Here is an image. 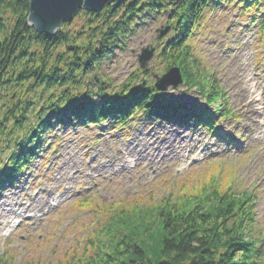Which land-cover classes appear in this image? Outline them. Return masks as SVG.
Masks as SVG:
<instances>
[{
  "label": "rangeland",
  "instance_id": "1",
  "mask_svg": "<svg viewBox=\"0 0 264 264\" xmlns=\"http://www.w3.org/2000/svg\"><path fill=\"white\" fill-rule=\"evenodd\" d=\"M167 20V12L140 19L137 31L121 39L120 47L102 61L97 76L116 84L132 76L138 77V84L144 75L156 81L154 75L162 76L166 67L157 49L172 31L159 41L156 37ZM261 34L251 15L224 6L207 12L200 30L191 38L193 54L213 74L225 95L209 105L203 95L186 85L171 86L167 92L188 103L198 102L212 114L227 103L233 113L224 118L216 115L213 132L196 124L132 120L129 131L119 124L115 128L104 123L55 127L47 134L44 151L17 182L6 185L0 193L3 262L23 264L42 255L59 261L78 243L80 250L87 233L93 227L97 231L99 219L105 215L113 225L123 219L125 226L129 218L122 215L140 216L143 212L133 232L150 248L163 234L160 218L166 212L160 214L164 199L203 197L211 189L237 195L253 193L251 218L255 225L247 234L264 238V140L256 131L257 123L264 125V118L255 121L264 108ZM149 44L156 52L147 65L150 71L142 73L138 56ZM238 69L241 82L232 78ZM56 139L57 146L51 148ZM82 200L86 205L80 206ZM100 236L101 243L109 245L111 236L106 231Z\"/></svg>",
  "mask_w": 264,
  "mask_h": 264
},
{
  "label": "trees",
  "instance_id": "2",
  "mask_svg": "<svg viewBox=\"0 0 264 264\" xmlns=\"http://www.w3.org/2000/svg\"><path fill=\"white\" fill-rule=\"evenodd\" d=\"M224 6L252 15L264 39V0H130L114 12L110 5L100 13L82 10L51 38L29 25V0H0V193L44 151L46 135L55 127L107 122L125 128L134 119L149 124L199 123L214 131L213 115L197 103L186 105L158 91L149 75L138 84L137 76L116 84L96 71L121 39L137 31L140 19L167 12L173 31L157 49L166 63L164 73L177 65L183 84L197 88L209 103L224 97L191 45L206 13ZM218 114L224 117L232 110L224 106ZM58 142L52 141L51 148ZM253 198L247 191L237 195L211 189L203 197L164 200L160 215L166 213L159 217L163 234L150 248L133 232L143 212L122 215L129 218V226H123L121 218L113 225L105 215L97 224L99 234L93 227L80 250L78 243L59 261L42 255L23 264H264V238L247 234L255 225ZM104 231L111 236L107 246L101 243ZM0 264H5L1 256Z\"/></svg>",
  "mask_w": 264,
  "mask_h": 264
},
{
  "label": "water",
  "instance_id": "3",
  "mask_svg": "<svg viewBox=\"0 0 264 264\" xmlns=\"http://www.w3.org/2000/svg\"><path fill=\"white\" fill-rule=\"evenodd\" d=\"M128 0H29V16L28 23L34 27L39 33L45 37H54L64 23H70L75 16L81 11L99 13L106 5H110V12L117 10L122 4ZM173 1V0H170ZM171 29L166 26L160 29L157 35L159 41ZM69 49H74L69 46ZM155 47L152 44L144 47L138 56L139 67L145 72L149 71L147 66L154 57ZM157 79L155 86L159 91H167L170 86L178 87L182 82V74L180 67L173 66L165 74L159 76L154 75Z\"/></svg>",
  "mask_w": 264,
  "mask_h": 264
},
{
  "label": "bare ground",
  "instance_id": "4",
  "mask_svg": "<svg viewBox=\"0 0 264 264\" xmlns=\"http://www.w3.org/2000/svg\"><path fill=\"white\" fill-rule=\"evenodd\" d=\"M158 16H156L155 18H157ZM118 47H120V46H118ZM235 71H237V72H235V73H233L232 74V78H234L235 80H237L238 82H241V77H240V72L239 71H241L240 69H238V70H235ZM250 88V87H249ZM247 91V90H246ZM252 91V89L250 88V90H249V93ZM242 97V96H241ZM242 98H244V97H242ZM256 117H255V121H258V119L261 117V116H263V118H264V108L263 109H260L259 111H258V114L257 115H255ZM255 124H256V122H255ZM263 127H264V125L262 126V125H259L258 123H257V128H256V131H258V132H261V135L259 136V138L260 139H262V140H264V130H263Z\"/></svg>",
  "mask_w": 264,
  "mask_h": 264
}]
</instances>
